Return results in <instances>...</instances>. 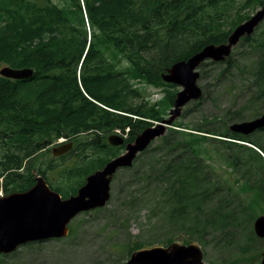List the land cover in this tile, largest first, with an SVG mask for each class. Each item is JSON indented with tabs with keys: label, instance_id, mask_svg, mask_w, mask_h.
Listing matches in <instances>:
<instances>
[{
	"label": "trees",
	"instance_id": "trees-1",
	"mask_svg": "<svg viewBox=\"0 0 264 264\" xmlns=\"http://www.w3.org/2000/svg\"><path fill=\"white\" fill-rule=\"evenodd\" d=\"M63 1L0 0V67L34 70L28 79L0 74L4 195L29 190L38 176L63 198L77 194L90 174L169 114L178 92L176 84L164 79L172 65L208 45L226 43L234 29L251 18L245 10L264 4V0ZM240 41L257 54L256 60L240 65L232 50L225 60L208 59L199 68L202 77L208 63H223L218 78L227 72L234 75V70L246 77L245 88L254 92L245 106L221 116L204 114L195 126L175 121L160 144L152 147V142L132 166L125 167L132 172L128 187L137 183L139 193L152 187L153 202L171 229L167 246L181 229L190 237L184 242L198 240L205 256L207 247L221 250L224 257L235 253V258L214 259L213 264H255L260 254L261 238L253 222L264 204V128L243 135L231 131L230 125L245 120L248 105L254 108L251 119L264 113V29ZM149 87L163 90V97L151 101ZM205 96L203 89L202 97L191 101L194 109ZM118 130L125 143L112 145L108 138ZM61 138L74 146L54 156L51 146ZM215 157H224L231 169L227 177L210 163ZM136 198L132 203L143 201ZM74 229L70 227L68 236ZM144 246L128 243L127 254ZM6 256L0 253V264Z\"/></svg>",
	"mask_w": 264,
	"mask_h": 264
},
{
	"label": "water",
	"instance_id": "water-1",
	"mask_svg": "<svg viewBox=\"0 0 264 264\" xmlns=\"http://www.w3.org/2000/svg\"><path fill=\"white\" fill-rule=\"evenodd\" d=\"M264 20V4L251 18L238 25L226 43L208 45L187 60L176 62L164 75L167 82L182 88L177 92L171 117L155 126L145 129L134 142L126 145L127 151L110 160L102 169L87 177L77 194L68 198L53 190L42 176L27 191L15 192L0 197V253L9 254L19 246L35 241L62 238L69 234V223L78 214L104 207L111 197V181L121 168L130 167L137 155L144 151L157 137L171 127L182 108L203 95L198 84L200 64L208 59L225 60L243 36L253 34ZM197 70V71H196ZM5 77L13 79L31 78L32 68H13L5 66L0 70ZM264 128V113L253 118L233 122L230 130L249 135ZM112 145L125 143L123 136L110 135ZM73 148V142L53 146L55 156L63 155ZM254 231L259 238H264V214L254 222ZM125 264H212L205 260L204 252L196 243L188 245L171 244L168 247L154 246L134 252ZM260 264H264V252Z\"/></svg>",
	"mask_w": 264,
	"mask_h": 264
},
{
	"label": "rangeland",
	"instance_id": "rangeland-1",
	"mask_svg": "<svg viewBox=\"0 0 264 264\" xmlns=\"http://www.w3.org/2000/svg\"><path fill=\"white\" fill-rule=\"evenodd\" d=\"M54 1L64 3L63 0ZM259 8L245 11L254 15ZM259 25V28L255 29V33H259L264 29V20ZM247 47L246 43L240 41L233 48L240 65L257 59V54L250 53ZM224 66L223 63L217 65L208 63L205 66L206 73L198 78V84L206 90L202 105L194 109V104L192 102L188 103L182 108L181 114L175 118L174 122H183L195 126L202 122L204 114L208 117L221 116L228 109L233 112L235 109L245 106L249 95L254 91L245 88L246 77L241 76L236 70H234V75H229V72H227L218 78V73ZM3 67L1 66L0 70ZM198 69L201 72V69ZM176 88L179 91L182 87L177 86ZM148 92L151 101L159 100L164 95L163 90L153 87H149ZM248 106L251 109L245 111V120L251 119L252 112H254L252 105ZM170 111L165 119L171 117ZM168 128L164 134L168 131ZM161 136L153 141L152 147L160 144ZM53 146L55 145L53 144L51 148ZM124 152H126V149ZM224 160V157H215V160L210 161V163L214 165L219 174L227 177L228 171L231 169ZM137 163L142 165V162L138 161ZM131 173L127 168H121L115 173L116 178L114 182H111L112 195L107 205L100 210L82 212L73 218L69 223V228L71 226L75 228L71 235L21 245L3 258L2 264H125L131 257L127 254L128 243L142 242L145 244L142 248L167 247L166 239L170 235L171 229L166 223L162 210L153 202L152 187L141 190L140 193L138 191L140 185L137 183L128 187L127 183L132 176ZM133 196L143 199V201L132 203ZM244 198H247L246 194ZM144 199H146V202ZM258 209L262 210L259 212L260 215L264 214V204L259 206ZM174 236L176 240L173 244H189L184 242L186 239H190L189 234L181 229ZM191 243H196L202 247L198 240H193ZM257 246L260 254L255 264H260L264 252V238H261ZM206 251L207 255L204 258L209 263H212L214 259L219 261L225 258L228 261L230 258H235V253L224 257L225 253L221 250L216 251L207 247ZM252 252L254 253L255 250ZM221 264H228V262Z\"/></svg>",
	"mask_w": 264,
	"mask_h": 264
},
{
	"label": "bare ground",
	"instance_id": "bare-ground-1",
	"mask_svg": "<svg viewBox=\"0 0 264 264\" xmlns=\"http://www.w3.org/2000/svg\"><path fill=\"white\" fill-rule=\"evenodd\" d=\"M5 67V66H4ZM0 74H1V72H0ZM2 75V74H1ZM2 76H4V75H2ZM128 131V130H127ZM115 134H119V135H123L122 133H121V131H117V133H114L113 135H115ZM61 139H64L65 141H67L65 138H61ZM67 142H73V141H67ZM56 145V144H55ZM73 146H74V142H73ZM0 197H2V194H0Z\"/></svg>",
	"mask_w": 264,
	"mask_h": 264
},
{
	"label": "flooded vegetation",
	"instance_id": "flooded-vegetation-1",
	"mask_svg": "<svg viewBox=\"0 0 264 264\" xmlns=\"http://www.w3.org/2000/svg\"><path fill=\"white\" fill-rule=\"evenodd\" d=\"M37 1L41 2V1H43V0H37ZM53 1H54V0H53Z\"/></svg>",
	"mask_w": 264,
	"mask_h": 264
},
{
	"label": "built area",
	"instance_id": "built-area-1",
	"mask_svg": "<svg viewBox=\"0 0 264 264\" xmlns=\"http://www.w3.org/2000/svg\"><path fill=\"white\" fill-rule=\"evenodd\" d=\"M0 194H2V191H0Z\"/></svg>",
	"mask_w": 264,
	"mask_h": 264
}]
</instances>
